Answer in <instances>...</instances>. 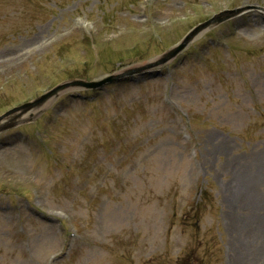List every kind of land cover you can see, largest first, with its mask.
I'll return each mask as SVG.
<instances>
[{"label":"rangeland","instance_id":"374dc122","mask_svg":"<svg viewBox=\"0 0 264 264\" xmlns=\"http://www.w3.org/2000/svg\"><path fill=\"white\" fill-rule=\"evenodd\" d=\"M245 6L0 0V264H264V15L144 69Z\"/></svg>","mask_w":264,"mask_h":264},{"label":"water","instance_id":"95a60500","mask_svg":"<svg viewBox=\"0 0 264 264\" xmlns=\"http://www.w3.org/2000/svg\"><path fill=\"white\" fill-rule=\"evenodd\" d=\"M249 10H257V11H261L262 13H264V9L258 8L256 6H247V7L241 8V9H237V10L222 12V13L218 14L217 16H215L214 18H212L211 20L207 21L206 23L201 24L198 27H196L189 35H187L185 37V39L180 43V45L178 47H176L175 49H173L169 53L165 54L159 62L155 63L153 66H149L148 68L159 66V65L165 63L166 61H169V60L173 59L174 57H176L189 44V42L192 41V39L197 34L202 32L206 28H209L210 26H213V25H217L220 22L229 19L230 17L239 15V14H241L245 11H249ZM134 74L135 73L132 71H127L120 76L107 78L106 80H104L100 83L88 84L87 87L92 88V89H96L98 87L100 88V87H102V85H105L107 83H112L114 81H119L120 79H125L128 77H131ZM64 89H66L64 86H60V87L54 89L52 92H50V93L44 95L43 97L35 100L34 102L25 104V105L21 106L20 108H17L14 111H11L7 115H11L12 113L17 112V111H21V114H24L25 112L29 111L30 109H33L35 107L40 106L43 102H45L46 100H48L49 98L54 96L57 92L62 91ZM21 114H19V115H21ZM19 115H17V116H19Z\"/></svg>","mask_w":264,"mask_h":264},{"label":"bare ground","instance_id":"6f19581e","mask_svg":"<svg viewBox=\"0 0 264 264\" xmlns=\"http://www.w3.org/2000/svg\"><path fill=\"white\" fill-rule=\"evenodd\" d=\"M42 107V106H40ZM24 118V117H23ZM255 179L250 180L249 182H246L241 188H239V192L240 194L243 196L245 195L247 198L249 197L250 193L252 192V187L254 185ZM248 218V217H247ZM249 220V218H248ZM252 228V224L249 220L248 224L246 227L243 228V230L245 229V232H250Z\"/></svg>","mask_w":264,"mask_h":264}]
</instances>
